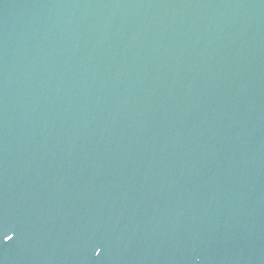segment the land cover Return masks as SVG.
Listing matches in <instances>:
<instances>
[{
	"label": "water",
	"instance_id": "95a60500",
	"mask_svg": "<svg viewBox=\"0 0 264 264\" xmlns=\"http://www.w3.org/2000/svg\"><path fill=\"white\" fill-rule=\"evenodd\" d=\"M0 222V264H264V0H0Z\"/></svg>",
	"mask_w": 264,
	"mask_h": 264
},
{
	"label": "snow or ice",
	"instance_id": "6c2138e0",
	"mask_svg": "<svg viewBox=\"0 0 264 264\" xmlns=\"http://www.w3.org/2000/svg\"><path fill=\"white\" fill-rule=\"evenodd\" d=\"M6 228H7L6 223L0 222V230H6ZM7 236H8L7 234L4 235V242H5V237H7ZM12 239H13V236L7 242L11 241ZM7 242H5V243H7ZM96 254L98 256L100 254V251H99V253L96 252Z\"/></svg>",
	"mask_w": 264,
	"mask_h": 264
}]
</instances>
